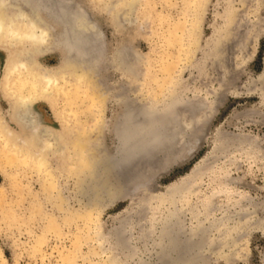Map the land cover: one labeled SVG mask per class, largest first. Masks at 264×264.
Instances as JSON below:
<instances>
[{
	"label": "rangeland",
	"instance_id": "obj_1",
	"mask_svg": "<svg viewBox=\"0 0 264 264\" xmlns=\"http://www.w3.org/2000/svg\"><path fill=\"white\" fill-rule=\"evenodd\" d=\"M73 1L96 24L100 63L82 81L88 93L77 91L71 105L61 93L33 102L41 124L70 145L48 155L53 179L0 155L5 264H84L81 255L96 264H177L163 245L166 234L181 232L167 230L178 211L187 228L201 222L191 264H264V0ZM54 27L34 52L49 69L64 59L51 46L60 31ZM19 48L0 45V115L21 135L27 130L12 117L1 83ZM80 70L69 76L74 86ZM132 108L143 126L153 117V134L170 139L159 150L143 149L148 160L128 155L131 141L121 152L118 129H130L125 113ZM185 121L191 128L183 134ZM68 250L76 262L61 260Z\"/></svg>",
	"mask_w": 264,
	"mask_h": 264
},
{
	"label": "bare ground",
	"instance_id": "obj_2",
	"mask_svg": "<svg viewBox=\"0 0 264 264\" xmlns=\"http://www.w3.org/2000/svg\"><path fill=\"white\" fill-rule=\"evenodd\" d=\"M129 2L131 4L134 3L133 1H129ZM94 24L95 23H93L92 19L88 16L87 11H85L83 7H80L78 4H76L73 0H0V45L1 46L5 45V47L7 48H8V45L20 47L18 50H14V52L11 53L8 59V62L6 64V67L4 69V74L2 77L1 83H2V86L4 87V90L9 95L10 100H11L12 117L19 124V126H21L22 129L27 130L26 134L20 135L18 132H16L11 127H9L4 121V118L0 115V139H1L0 155H3V157L8 159V161L16 160L15 162L17 163V165L18 164L19 165L29 164L30 167L32 165L36 169L41 170L43 173L46 172L45 175L48 176L49 178H52V179L54 178V171L50 169L51 166H50L48 155H50V153L55 154V152L56 153L62 152L66 148L70 147V145L69 143H64L61 141L63 139L62 134L57 133L55 130L49 128L48 126L41 124V121L38 117L39 115L34 109L33 102L37 98L43 97V96L46 97L47 100L53 101V98L54 99L57 98L58 97L57 95H60L61 93V95L63 94L65 95L64 98L66 99L67 103L71 105L72 103L71 99L72 97L76 95L75 93H77V91H79V93L81 91L82 92L86 91L85 90L86 87H84L85 85L84 83H87V82H82V81L83 79H85V77H87L86 75L89 76V75L95 74L97 63H100L98 62L99 61L98 59L101 55V50H102L100 46L101 44H99L100 41L98 40L100 34H98L97 33L98 31L95 30L96 24L95 25ZM56 25L60 27V31H58L59 33L57 32L58 34L57 36L54 37L53 40L51 39L52 40L51 46L53 48L56 47L57 49L58 48L61 49L62 58L64 59L56 67L49 69L46 67L39 66V64L35 62L36 53L34 52L38 51V49L40 48V45L44 46L43 42L48 38L50 34L49 30L52 28H55L54 26ZM91 32H95V33L92 34ZM90 33L91 35L88 36ZM97 40L99 41V43ZM46 46L47 45H45V47ZM124 52L126 53V51ZM116 56L118 57V54ZM119 56L121 57V55ZM121 62H124V61H121ZM76 68L82 69L80 70V73H77L78 77L75 76L78 82H80L79 83L80 85L76 84L78 86L76 85L74 86L72 80L69 78V76L71 77L73 74H76L74 72L76 71ZM262 75L264 76V72ZM86 92L88 93V91ZM151 108H154V107H151ZM151 108L150 110L152 111ZM155 110H157V108ZM147 111H149V109ZM136 113L137 112L135 108H132L131 110H127V112L125 113V117H126V120L129 119L130 129H127L125 125L124 126L122 125V127L118 129V131H120V134H119L120 141L123 147V151L121 152H124L125 148H128V144H129L128 141H131L130 143L131 149L128 148L129 150H131L130 151L131 154L129 152L128 155H130V157L132 156V159L133 157L134 159H136L137 156L139 157L138 154H140L141 151L143 152V149L156 148L158 142H160L161 140L163 141V140L168 139L167 136H164V133L162 135H160V133L158 132L153 134V132H155L154 129L156 128V125H154L156 121L155 120H154L155 122L153 121L152 119L153 117L150 118L148 122H145L148 125L145 126L144 124L143 126L141 124L140 119H138L139 122L137 121ZM159 113L161 112L159 111L158 114ZM141 115H144V114L141 113ZM158 126L159 125H157L156 129H158ZM160 128H163V127H160ZM174 128L176 127L172 128L173 131H174ZM190 128H191L190 122L185 121L180 126V133L184 132V131H181V129L188 131V129ZM166 131L167 130H165V133ZM173 131H170V132L173 133ZM170 132H168L169 136L172 135ZM185 137H183V139ZM175 138H177L179 142V139H178L179 137H175ZM173 139L172 141H175ZM223 142H224V139H223ZM162 147L165 148L163 145ZM163 148L162 150L165 151V149ZM147 149L146 151H144V153L145 152L146 153L145 154L143 153L144 155L141 153V155L143 156V158L146 156L145 159L147 158L148 160L147 152L149 151H147ZM167 150L171 151V149L166 147V152ZM172 150H174V148ZM156 155H154V152H153V154L150 155L151 157L149 158V160L156 163L157 162V159L155 158ZM125 159L123 160L124 162H125ZM120 161L121 160L117 162L120 163ZM111 163H113V160ZM119 163H118V166H119ZM67 164L69 166L72 163L67 162ZM57 167H59L58 164H57ZM136 172L137 171L135 170V173ZM5 176L6 175H4V177ZM126 177H128V175H126L125 178ZM15 178H17V175L15 176ZM9 181L11 182L9 184H12L13 182H15V180L12 178L9 179ZM125 181L127 182V180ZM5 192L6 191H4L3 187L0 185V198H3L6 196V194L4 195ZM179 207L180 206H178L177 208L179 209ZM1 208L3 209V213H4L3 215L5 216L7 214L6 210L8 208L6 205H3V203H1ZM178 212L170 216L171 218L169 219L171 223L169 224L167 230L168 231L171 230L172 232H174V230L178 228V230H180L181 232H179L177 237L174 235L175 232L172 233V235L171 234L165 235V237H167L168 240L165 242L166 245H163V251L167 249L166 255L169 256V259L177 264L178 263L182 264V263L187 262L189 258L191 257H194V256L199 257L198 255L199 245L202 244V243L200 244V241H201V237L203 233L199 236V234L201 233L200 228H199L201 227V222H195L194 225H191L190 227L187 228L186 227L187 225L185 226L179 217L181 213L180 212L178 213ZM165 226L163 227V229L165 228ZM185 229H189L190 232L188 231L189 233H186ZM202 229H205V228L203 227ZM121 230L123 231V229ZM124 232L125 231H123V233ZM119 233L121 234L122 232H119ZM125 236H126V233H125ZM129 236L127 239H129ZM180 238L182 240L184 239L183 240L185 241L184 244ZM38 240H39L38 242H34L35 250L36 248L38 249V246H40L39 244H42L43 242L42 238ZM122 241H123V238H122ZM121 242L120 244H122ZM125 242L130 243V241H127V240ZM129 243H128V246H130L132 242L130 244ZM163 243L164 241L161 242V245ZM175 243H179V244L176 245ZM157 245H159V243ZM133 250L132 251L134 253L135 249ZM164 252H162V254ZM154 253H158V252L156 251ZM75 254L76 253H74L73 250H68L66 252H63L61 254V260H65L67 261V263H72L71 262L72 260H75L73 262H76L77 258L72 259ZM148 254H150V252ZM1 256H2V253L0 251V264H5L6 260L4 259V257L2 258ZM87 257L84 255H81V258L83 259V261H86L84 262V264H96L93 262L92 259H88ZM197 260L199 261V258L198 259L196 258V260H194V263L197 262ZM144 262L146 263H143V264H149L147 261H144ZM191 262L192 261L190 260L187 262V264L189 263L191 264Z\"/></svg>",
	"mask_w": 264,
	"mask_h": 264
}]
</instances>
